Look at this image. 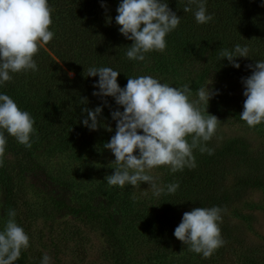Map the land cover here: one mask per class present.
<instances>
[{
	"label": "trees",
	"instance_id": "16d2710c",
	"mask_svg": "<svg viewBox=\"0 0 264 264\" xmlns=\"http://www.w3.org/2000/svg\"><path fill=\"white\" fill-rule=\"evenodd\" d=\"M120 2L48 0L54 9L50 30L55 35L34 57L38 70L10 73L13 79L0 84V94L9 95L29 112L36 129L31 148L5 133L0 215L8 219V211L14 209L16 222L30 238L36 215L79 219L102 235L101 257L106 264H264V247L247 244L243 230L256 235L253 211L264 213V123L247 126L240 119L242 102L237 99V93L245 90L241 78L252 74L246 66L264 61V0H206L207 12L213 15L206 24L196 22L195 6L191 12L183 11L187 0H164L180 17V24L166 36L167 48L145 54L144 61L126 56L133 42L120 33L115 21ZM237 44L250 49L248 58H235L239 69L220 56ZM90 67L120 72L121 88L128 78L147 75L173 87L189 85L192 99L202 87L218 93L208 106L201 105L221 121L206 143L214 154L194 150L193 169L172 173L160 167L156 182L165 191L159 197L147 182L136 188L109 186L105 177L114 173L116 165L104 144L115 134L111 111L123 108L113 97L93 95L99 91L93 87L99 77L87 76ZM104 100L110 107L104 106ZM97 106L103 111L98 130L93 131L83 125L86 114L81 110ZM236 122L262 140L257 143L241 135L219 138L223 123ZM44 150L62 154L65 163L50 168ZM107 153L108 163L93 159ZM175 182L179 188L168 193L167 185ZM257 191L259 200L247 199ZM241 204L250 211L240 212ZM214 206L227 209L220 225L227 243L205 259L176 239L174 230L185 212ZM234 217H239L238 227ZM27 260V249L22 250L16 264H29Z\"/></svg>",
	"mask_w": 264,
	"mask_h": 264
},
{
	"label": "clouds",
	"instance_id": "9594fccd",
	"mask_svg": "<svg viewBox=\"0 0 264 264\" xmlns=\"http://www.w3.org/2000/svg\"><path fill=\"white\" fill-rule=\"evenodd\" d=\"M192 6L196 8L194 17L198 24L213 20V15L207 12L206 0H187L183 11L191 12ZM116 11L115 21L120 33L133 42L126 52L130 60L144 61L149 52H163L167 48L166 36L180 24V17L164 0H121ZM53 12L48 0H0V84L13 79L10 73L38 70L34 57L54 39L55 34L50 30ZM249 52V47L237 44L234 50H222L220 56L239 69L235 58H248ZM246 67L252 69V74L241 78L246 99L240 119L255 128L264 123V61ZM119 75L120 72L111 67H90L87 74L99 77L93 86L99 91H94V96L113 97L123 108V111L119 108L111 111L116 129L104 148L114 155L116 167L105 179L109 186L120 188L126 185L136 188L147 182L153 195L159 197L165 189L157 184V177L150 174L153 169L168 167L172 173L186 167L193 169L196 167L194 150L214 154V149L208 148L206 143L216 134L221 121L201 105L208 106L209 100L218 93L208 86L202 87L197 91V99H192L189 85L173 87L147 75L128 78L121 88ZM82 100L87 104L86 98ZM104 106L110 107L106 100ZM81 111L86 114L83 125L98 130L102 106L84 107ZM34 124L29 112L21 110L9 95L0 94V167L4 166L8 143L5 133L31 148V137L36 133ZM179 186V182L171 183L167 185V192L174 194ZM226 212V208L218 206L195 207L183 214L174 236L187 245L189 251L202 254L205 259L211 258L227 243L220 227L222 214ZM7 215L0 231V264H16L22 250L30 247V237L16 222L14 209ZM50 260L45 254L41 264H50Z\"/></svg>",
	"mask_w": 264,
	"mask_h": 264
},
{
	"label": "rangeland",
	"instance_id": "374dc122",
	"mask_svg": "<svg viewBox=\"0 0 264 264\" xmlns=\"http://www.w3.org/2000/svg\"><path fill=\"white\" fill-rule=\"evenodd\" d=\"M244 90L237 93V99L242 102L243 109L246 97L243 95ZM218 136H246L254 139L257 143L262 140L255 132L247 127L241 126L239 122L234 124L223 123L219 130ZM45 151L43 156L48 166L55 167L56 165L64 164L65 158L60 153ZM109 154L103 157H95L97 161L108 163ZM103 161H102V159ZM155 168L150 173L157 177L161 171ZM0 193H2L0 189ZM250 197V199L248 198ZM248 200L257 201L261 198L260 192L250 193ZM3 202V193L0 195V203ZM249 207L244 204L240 205V212L247 213ZM255 216L256 235L251 231L243 230L247 238L244 240L249 245L264 247V213L261 211H253ZM7 219L0 215V231L3 230ZM232 221L237 225L239 217H234ZM243 224V223H241ZM239 224V225H241ZM244 227V226H242ZM104 244L103 237L95 227L89 226L79 219L74 217H63L57 219H44L36 215L32 218L30 247L27 249L28 263L41 264L42 258L45 254L51 257L50 264H106L101 257V248ZM220 264V263H219Z\"/></svg>",
	"mask_w": 264,
	"mask_h": 264
}]
</instances>
